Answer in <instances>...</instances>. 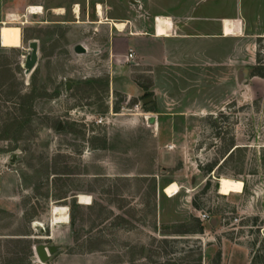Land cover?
Segmentation results:
<instances>
[{
	"label": "rangeland",
	"instance_id": "374dc122",
	"mask_svg": "<svg viewBox=\"0 0 264 264\" xmlns=\"http://www.w3.org/2000/svg\"><path fill=\"white\" fill-rule=\"evenodd\" d=\"M34 1L43 13L22 25L21 47L0 46V264H264V0L246 1L257 9L246 32L258 35L242 38L235 99L203 117L143 103L156 94L141 68L125 70L141 96L113 87L108 27L75 24L74 0ZM31 39L38 60L25 75ZM221 176L242 192L220 194ZM171 182L180 190L168 197ZM54 205L68 223L52 225ZM40 244L56 246L43 262Z\"/></svg>",
	"mask_w": 264,
	"mask_h": 264
},
{
	"label": "crops",
	"instance_id": "0c3cea01",
	"mask_svg": "<svg viewBox=\"0 0 264 264\" xmlns=\"http://www.w3.org/2000/svg\"><path fill=\"white\" fill-rule=\"evenodd\" d=\"M246 1L84 0L85 21L80 17L83 0H74L72 11L75 24L108 27L109 72L113 87L131 98L141 96L144 87L125 71L141 68L149 74L148 88L156 94L148 106L164 102L175 109L176 115L189 112L192 116L203 117L214 115L230 98L235 99L237 86L242 83L237 77L239 71L245 73L246 68L241 64L242 38L258 35L255 31L246 32L250 14H256L257 10L249 9ZM29 2L35 1L0 0V26L20 24L21 44L24 40L22 25L29 23V15L38 14L28 12V6L43 8L42 3ZM98 4L102 16L97 13ZM51 9L62 13L65 7L59 5ZM225 20L233 26L228 34L224 32ZM236 21H239L238 31ZM118 40L125 44L122 48L118 47ZM116 47L118 52H115ZM130 50L132 58L127 59ZM150 116L155 120L153 114ZM171 183L165 185L163 191Z\"/></svg>",
	"mask_w": 264,
	"mask_h": 264
},
{
	"label": "bare ground",
	"instance_id": "6f19581e",
	"mask_svg": "<svg viewBox=\"0 0 264 264\" xmlns=\"http://www.w3.org/2000/svg\"><path fill=\"white\" fill-rule=\"evenodd\" d=\"M42 7L39 5H29L28 12L30 13H41ZM75 11L78 13V9L76 7ZM97 13L99 16H102L101 5H97ZM0 46L2 47H11V48H19L21 47V29L20 27L12 24L4 23L0 26ZM88 51V50H87ZM78 54V53H77ZM147 121L150 118L148 114H146ZM218 191L221 194H229L231 190L236 192H242L244 183L240 179L230 178L226 176H221L218 179ZM180 190V187L176 183H171L164 189V193L168 197H172L177 194ZM78 202L81 204H89L91 203V198L86 194L78 195ZM52 215V225L56 224H65L69 221L68 209L66 206L62 205H54L51 209ZM37 255V254H36ZM38 257V256H37Z\"/></svg>",
	"mask_w": 264,
	"mask_h": 264
},
{
	"label": "water",
	"instance_id": "95a60500",
	"mask_svg": "<svg viewBox=\"0 0 264 264\" xmlns=\"http://www.w3.org/2000/svg\"><path fill=\"white\" fill-rule=\"evenodd\" d=\"M73 50L75 53L78 54H85L87 53V48L82 43H77L74 45ZM38 60V41L36 39H31L28 41V50L24 58V73L25 75H29L32 70L34 69ZM243 70H240L238 73V82H242L243 79ZM151 97H147L143 99V103L149 102ZM154 118L150 117L148 123H154ZM15 155L11 158V163L13 162ZM210 224L214 226L216 224V219L212 218L210 220ZM56 251V246L50 245L46 247L43 244H40L35 247V252L41 262L45 261L49 254Z\"/></svg>",
	"mask_w": 264,
	"mask_h": 264
},
{
	"label": "built area",
	"instance_id": "2783aa9c",
	"mask_svg": "<svg viewBox=\"0 0 264 264\" xmlns=\"http://www.w3.org/2000/svg\"><path fill=\"white\" fill-rule=\"evenodd\" d=\"M132 55H133L132 50H130V52H129L128 56H127V59H128V58H132ZM197 217H198V219H199L201 222H205V221H206V222H208V223H210V220L212 219L211 215H209V214L206 213V212L198 213V214H197ZM234 220L236 221L237 218H235Z\"/></svg>",
	"mask_w": 264,
	"mask_h": 264
},
{
	"label": "trees",
	"instance_id": "16d2710c",
	"mask_svg": "<svg viewBox=\"0 0 264 264\" xmlns=\"http://www.w3.org/2000/svg\"><path fill=\"white\" fill-rule=\"evenodd\" d=\"M200 224V223H199ZM200 230L199 231H201L202 230V224H200V228H199Z\"/></svg>",
	"mask_w": 264,
	"mask_h": 264
}]
</instances>
